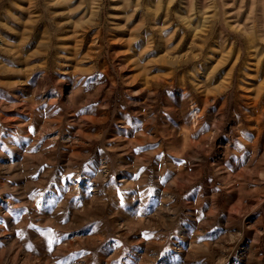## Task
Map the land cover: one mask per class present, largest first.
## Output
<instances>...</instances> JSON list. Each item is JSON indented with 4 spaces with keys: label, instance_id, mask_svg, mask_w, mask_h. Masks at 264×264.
Masks as SVG:
<instances>
[{
    "label": "rangeland",
    "instance_id": "374dc122",
    "mask_svg": "<svg viewBox=\"0 0 264 264\" xmlns=\"http://www.w3.org/2000/svg\"><path fill=\"white\" fill-rule=\"evenodd\" d=\"M0 264H264V0H0Z\"/></svg>",
    "mask_w": 264,
    "mask_h": 264
}]
</instances>
